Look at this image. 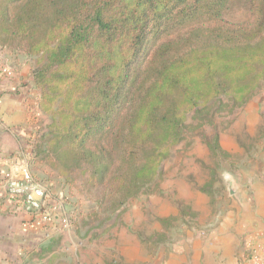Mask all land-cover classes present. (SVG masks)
<instances>
[{
	"label": "trees",
	"instance_id": "16d2710c",
	"mask_svg": "<svg viewBox=\"0 0 264 264\" xmlns=\"http://www.w3.org/2000/svg\"><path fill=\"white\" fill-rule=\"evenodd\" d=\"M3 50L33 62L50 119L30 153L113 213L157 185L191 113L260 89L264 0H0Z\"/></svg>",
	"mask_w": 264,
	"mask_h": 264
},
{
	"label": "rangeland",
	"instance_id": "374dc122",
	"mask_svg": "<svg viewBox=\"0 0 264 264\" xmlns=\"http://www.w3.org/2000/svg\"><path fill=\"white\" fill-rule=\"evenodd\" d=\"M7 52L14 64L32 66L21 53ZM36 91L25 159L62 207L47 222L25 209L28 215L7 219L3 264H163L172 261L180 242L228 229L241 244L254 236L255 195L264 197V83L241 106L222 98L191 113L184 140L161 164L157 185L113 213L99 208L97 192L81 182L85 174L67 178L42 155L30 153L50 122ZM65 215L69 226L59 230Z\"/></svg>",
	"mask_w": 264,
	"mask_h": 264
},
{
	"label": "crops",
	"instance_id": "0c3cea01",
	"mask_svg": "<svg viewBox=\"0 0 264 264\" xmlns=\"http://www.w3.org/2000/svg\"><path fill=\"white\" fill-rule=\"evenodd\" d=\"M9 54L6 50L0 51V250L6 237L2 234L6 220L18 218L19 214L28 215L19 201L6 194L4 183L5 175H15L20 156L26 150L28 130L32 128L29 111L37 99L31 67L26 62L14 64ZM255 196L258 206L254 236L247 237L241 244L228 229L221 235L210 234L180 242L172 253V261L163 264H251L248 257L250 245L264 240V203L261 201L264 197ZM19 225L23 230L22 224ZM243 245L245 253L241 252ZM3 253L0 251V264L4 262Z\"/></svg>",
	"mask_w": 264,
	"mask_h": 264
},
{
	"label": "built area",
	"instance_id": "2783aa9c",
	"mask_svg": "<svg viewBox=\"0 0 264 264\" xmlns=\"http://www.w3.org/2000/svg\"><path fill=\"white\" fill-rule=\"evenodd\" d=\"M25 155H29L27 149L23 150L15 175H5L4 186L9 195L16 198L29 214L37 212L40 220L47 222L52 213H60L62 205L48 192L45 185L34 178ZM69 221L70 218L65 215L59 223V230L67 229ZM248 255L251 264H264V240L250 245Z\"/></svg>",
	"mask_w": 264,
	"mask_h": 264
}]
</instances>
